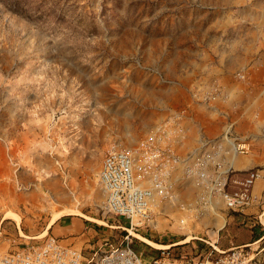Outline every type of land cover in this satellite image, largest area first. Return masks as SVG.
Wrapping results in <instances>:
<instances>
[{"label": "rangeland", "instance_id": "obj_1", "mask_svg": "<svg viewBox=\"0 0 264 264\" xmlns=\"http://www.w3.org/2000/svg\"><path fill=\"white\" fill-rule=\"evenodd\" d=\"M262 71L264 0H0V252L54 237L60 213L84 220L93 242H116L112 227L125 221L104 209V154L135 146L174 112L190 141L192 126H222L228 106L207 108L199 95L219 83L244 103L264 87ZM226 216L219 250L243 239ZM173 224L146 240L180 241ZM221 225L203 220L188 231ZM136 245L148 256L158 248Z\"/></svg>", "mask_w": 264, "mask_h": 264}, {"label": "built area", "instance_id": "obj_2", "mask_svg": "<svg viewBox=\"0 0 264 264\" xmlns=\"http://www.w3.org/2000/svg\"><path fill=\"white\" fill-rule=\"evenodd\" d=\"M234 79L239 86L248 84L245 72L235 74ZM232 93L213 83L199 95V102L211 109L230 105L237 111ZM259 96H264V87ZM257 116L255 112L254 119ZM182 117V113L174 112L135 146L112 148L104 154L98 173L104 209L125 221L124 226H111L121 230L116 242L87 241L84 248H76L52 236L41 241L30 239L0 252V264H264V259L258 258V247L219 250L216 246L218 234L227 223L226 213L241 221L247 210L257 206L259 199L253 188L260 171L232 170L235 154L243 151L232 124L220 126L219 133L211 126H192L196 135L190 141V126ZM187 184L191 186L188 194L183 192ZM209 219H220L222 225L205 230L201 236L188 231L189 226ZM165 222L174 223L182 232L177 235L181 240L154 248L152 256L138 250L136 243H146L138 236L159 241L160 226ZM256 223L264 232V210ZM152 230L154 237L148 234Z\"/></svg>", "mask_w": 264, "mask_h": 264}, {"label": "crops", "instance_id": "obj_3", "mask_svg": "<svg viewBox=\"0 0 264 264\" xmlns=\"http://www.w3.org/2000/svg\"><path fill=\"white\" fill-rule=\"evenodd\" d=\"M262 73L257 76V80L262 75L264 76V71ZM257 92L251 94L252 96H246L244 103L238 104L237 111H232L231 106L228 105L227 110H224L226 114L221 118L222 126L227 124L234 126L238 146L243 150L235 154L234 160L231 162L232 170L244 172L256 169L260 171V178L253 188L254 195L259 199L257 206L247 210L242 220L237 221L238 225H242L243 228L235 232L238 237L243 239L232 247H250L251 250L258 247V258L264 259V232L256 223V217L264 210V97L259 96V92ZM255 112L258 113L257 119L253 117ZM212 127L214 130H218L220 126L213 125ZM48 230L51 235L60 238L65 244L75 246L80 243L77 242L78 240H82L84 243L93 242L90 232L92 228L88 229V224L77 217L63 215ZM138 238L142 237L138 236ZM254 242L256 243L253 244Z\"/></svg>", "mask_w": 264, "mask_h": 264}, {"label": "bare ground", "instance_id": "obj_4", "mask_svg": "<svg viewBox=\"0 0 264 264\" xmlns=\"http://www.w3.org/2000/svg\"><path fill=\"white\" fill-rule=\"evenodd\" d=\"M65 213H60V214H58L55 218H54V220L51 222V224L52 223H54L56 220H58L61 216H63ZM106 226V225H105ZM140 239V238H139ZM141 240H143L144 242H146L147 244H149L150 246H155V247H159V246H157V245H155L154 243H152V242H150V241H148V240H146V239H143V238H141ZM187 240H189V239H187ZM186 240V241H187Z\"/></svg>", "mask_w": 264, "mask_h": 264}]
</instances>
